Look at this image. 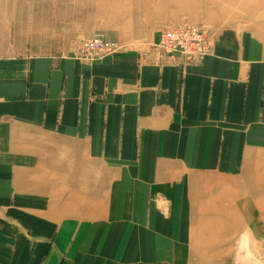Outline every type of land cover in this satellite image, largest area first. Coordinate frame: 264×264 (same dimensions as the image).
Masks as SVG:
<instances>
[{"label":"crops","instance_id":"obj_1","mask_svg":"<svg viewBox=\"0 0 264 264\" xmlns=\"http://www.w3.org/2000/svg\"><path fill=\"white\" fill-rule=\"evenodd\" d=\"M225 31L201 62L182 67L159 60L149 43L119 42L115 53L91 62L69 51L0 55V264H56L64 250L62 264H79L104 230L112 246L130 229L136 231L129 252L141 253L142 238L155 237L149 258L163 264L166 238L177 237L185 219L159 225L157 205L170 203L186 215L188 198L204 195L213 179L224 177L228 185L240 160L246 156L240 166L253 163L264 149L246 141L245 122L258 111L261 94L248 91L241 71L258 63L246 49L257 55L264 43L252 35L254 45L245 47ZM41 197H70L81 214H92L76 234L68 232V245L58 234L46 253L47 235L18 231L29 225L25 206ZM35 224L54 227L45 218Z\"/></svg>","mask_w":264,"mask_h":264},{"label":"rangeland","instance_id":"obj_2","mask_svg":"<svg viewBox=\"0 0 264 264\" xmlns=\"http://www.w3.org/2000/svg\"><path fill=\"white\" fill-rule=\"evenodd\" d=\"M103 6L106 8L102 9ZM187 23L202 25L207 29L211 37L209 51L216 46L217 34L225 30L239 35L234 36L241 39L245 47L254 45L252 35H257L254 40L263 44L264 0H118L113 4L103 0H0V55L72 52L74 44L79 40L96 33L105 34V37H108V33H114L120 36L111 38L122 46L149 43L159 54V60L175 62L182 67L198 64L203 59L194 63H188L185 57L180 58L181 61L170 60L155 45L164 28ZM246 50L248 55L257 57L258 63L256 60L251 69L248 67L241 71L246 75L248 91L256 90V94L260 93L261 101L258 111H253V115L248 117L249 122H245L244 134L247 138L244 137L250 144H264V45L258 48L257 55L251 49ZM248 125H254L255 129L259 127L260 132L249 130L253 127ZM259 151L253 163L240 166L246 156L243 162L240 160L237 177L227 178L228 185L224 177L213 179L204 195L188 198L186 205L187 212H190L186 215L169 209L172 208L168 206L170 203L163 207L157 205L153 217L155 219L156 216L159 225L173 220L178 225L183 218L187 224L181 222L180 229L176 228L179 230L177 237L166 238L170 245L169 253H164L163 264H264V149ZM235 198L239 199H236L237 203H244V208L240 210L237 204L232 208ZM257 198L259 202L255 203ZM68 199L67 202L64 198L59 201V198L41 197L30 200V204L25 206L29 211L22 213L26 214L22 217L29 221V225L18 231L24 237L41 238L47 235L48 245L43 253L51 249V243L61 233V244L68 245L71 239L68 232L76 234L78 223L87 217L92 218V214L86 210L84 214L79 212V205L75 207L76 200ZM105 199L103 197L101 201ZM23 201L27 203L28 199ZM65 204L69 205L61 211ZM175 207L181 209L180 206ZM44 218L54 227L34 229L35 222ZM235 219H238V224L233 221ZM135 231L130 229L125 238L121 237L119 244L115 242L111 246L104 230L93 253L80 259L79 264H155L154 259L149 258V253L156 252L155 237L150 240L149 236H146L148 240L142 238L141 253L133 255L132 248L129 252L130 242L134 241L131 235ZM113 233L117 235L118 230L113 229ZM114 247L118 254H114ZM25 249L32 252L28 246ZM108 249L112 251L108 252ZM35 252H38L37 245ZM146 252L148 261L143 259L144 255L141 256ZM63 253L69 254V251L64 250L60 254L64 256ZM63 256H60L56 264L64 262ZM29 263L24 260L20 262ZM39 263L36 261V264Z\"/></svg>","mask_w":264,"mask_h":264},{"label":"built area","instance_id":"obj_3","mask_svg":"<svg viewBox=\"0 0 264 264\" xmlns=\"http://www.w3.org/2000/svg\"><path fill=\"white\" fill-rule=\"evenodd\" d=\"M164 28L160 33L159 42L155 45L161 54L170 60L185 57L188 63L197 62L209 51L210 35L196 26L187 29L178 27ZM118 48L115 41L108 40L104 34L96 33L83 41L74 44L73 51L88 59L112 53Z\"/></svg>","mask_w":264,"mask_h":264},{"label":"bare ground","instance_id":"obj_4","mask_svg":"<svg viewBox=\"0 0 264 264\" xmlns=\"http://www.w3.org/2000/svg\"><path fill=\"white\" fill-rule=\"evenodd\" d=\"M102 1V0H101ZM103 1H105V3H111V4H113L114 2H116V1H118V0H103ZM104 8H106V7H104L103 6V8L102 9H104ZM188 26H196V27H199L200 29H203L205 32H206V28L204 27V26H202V25H198V24H189V23H187V24H183V25H180V26H178V27H182L183 29H187V27ZM206 29V30H205ZM208 32V31H207ZM208 34H209V32H208ZM105 38H107V37H105ZM160 38V37H159ZM85 39V38H84ZM83 39V40H84ZM108 40H111V39H109V38H107ZM83 40H79V42H81V41H83ZM111 41H115V40H111ZM158 41H159V39H158ZM116 43H117V45H118V48L115 50V51H113L112 53H109V54H105V55H103V56H99V57H95V58H92V59H88V58H84V57H82V56H80L78 53H74V51L72 50V52H73V55L72 56H74L75 58H77V59H81V60H86V61H89V62H91V61H94V60H99V59H101V58H104V57H106V56H109V55H111V54H113V53H115L118 49H119V47H120V44L117 42V41H115ZM212 51H208L204 56H206V55H208V54H210ZM203 56V57H204ZM192 63H194V62H192ZM237 198H235L234 200H233V204H231L232 205V208L233 207H235V205L237 204V208H240V210L242 209V208H244V203L243 202H240L241 204H239V203H237V200H239V199H237ZM245 199H243V201H244ZM241 201H242V199H241ZM254 202L255 203H258L259 202V198H257L256 200H254ZM262 206H264V205H262ZM236 210V209H235ZM245 211V210H244ZM246 212V211H245ZM232 219H234V218H232ZM239 219V218H238ZM238 219H235V220H233L236 224H238ZM241 221V220H240ZM128 235V234H127ZM114 243V242H113ZM151 258V257H150ZM148 261V260H147Z\"/></svg>","mask_w":264,"mask_h":264}]
</instances>
